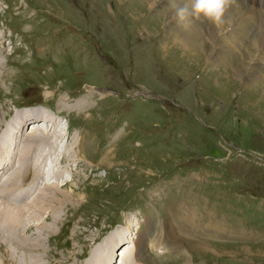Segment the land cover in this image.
I'll return each instance as SVG.
<instances>
[{
	"label": "rangeland",
	"instance_id": "374dc122",
	"mask_svg": "<svg viewBox=\"0 0 264 264\" xmlns=\"http://www.w3.org/2000/svg\"><path fill=\"white\" fill-rule=\"evenodd\" d=\"M167 4L0 0V117L19 104H49L60 113L83 99L90 107L63 111L66 140L54 138L53 128L26 127L25 146L38 150L19 154V170L41 179L37 194L46 185L43 154L55 161L46 177L64 164L54 188L42 193L53 202L38 217L48 216L46 227L57 211L59 221L42 234L41 253L13 239L20 230L34 242L41 221L23 213L17 227L0 221V264H84L108 232L127 225L137 236L149 225L158 237L155 249L145 242L129 264H264V43L256 40L264 6L235 0L222 25L194 20L182 30L167 22ZM193 29L200 38L190 51L175 36ZM28 110L40 108L22 114ZM45 114L22 124L43 120L61 131L63 119ZM16 174L3 185L10 196L34 183L15 185ZM2 190L0 209L4 203L36 216L27 207L36 193L11 204ZM135 235L113 243L109 264Z\"/></svg>",
	"mask_w": 264,
	"mask_h": 264
},
{
	"label": "bare ground",
	"instance_id": "6f19581e",
	"mask_svg": "<svg viewBox=\"0 0 264 264\" xmlns=\"http://www.w3.org/2000/svg\"><path fill=\"white\" fill-rule=\"evenodd\" d=\"M165 10V9H164ZM224 20H225V18H224ZM192 26H194V24H192ZM191 28H193V27H191ZM190 28V29H191ZM195 28V27H194ZM264 30V29H263ZM190 32L191 33H189V34H187L185 37H182L181 36V34H179L180 36H175L176 37V40H179V42H183V45L186 47V49L187 50H193L192 48L194 47V46H196L197 45V39H199L200 37H199V35L196 33V32H194V29L191 31L190 30ZM186 33H187V31H186ZM208 33V36L210 37V35H209V31L207 32ZM184 35H185V33H184ZM198 36V37H197ZM197 38V39H196ZM264 32H260L257 36H256V40H257V43L258 44H263L264 43ZM254 42V41H253ZM255 43V42H254ZM255 46H257L256 45V43H255ZM195 49V48H194ZM194 52V51H193ZM231 52V51H230ZM193 57V56H192ZM240 66V65H239ZM239 69V68H238ZM64 107L66 108V105H64ZM254 108V107H253ZM67 110H70V111H74V110H77V111H79V110H81V111H85L86 109H87V107H86V102L83 100V99H80V100H77L75 103H73L72 105H69L67 108H66ZM40 113H41V111H39V110H28V111H26L25 112V114L23 113L22 115H24L23 117L22 116H20L18 119H17V121L19 122L20 121V124H18V125H12V127H14V128H16V127H18L22 132H23V129H22V121L23 120H26V118H34V117H37V116H39L40 115ZM27 114V115H26ZM26 115V116H25ZM46 115V114H45ZM33 121H38V120H33ZM42 121V120H41ZM37 123H39V122H37ZM36 125H38V124H36ZM59 125V124H58ZM34 126V125H33ZM58 126H57V123L56 124H54V127H53V131L54 132H51L52 133V135H53V137L55 138L56 137V139H58V140H60V138L64 135L60 130H58V129H56ZM9 128L10 127H8V130H9ZM35 128H39V127H34V129ZM41 129V128H40ZM7 130V129H6ZM18 131V130H17ZM34 131V130H33ZM43 132V131H42ZM40 133L41 132H37L36 134L33 132L32 134H31V137H35V136H37V135H40ZM43 134V133H42ZM41 134V135H42ZM18 134H13V132H11V131H9V132H7V135H5V137L4 136H2V138L4 137V139H5V142L7 143V147L9 148L10 147V143L11 142H16L17 141V136ZM44 136H45V133L43 134ZM7 136V137H6ZM19 137H20V141H22V137H23V135H21V132H20V134H19ZM67 137V134H66V136H65V140L67 139L66 138ZM30 138V137H29ZM50 139V138H49ZM25 142H28L27 140H25ZM42 142V141H41ZM50 142V141H49ZM51 142H53V143H55L56 141H54V140H51ZM79 143V142H78ZM81 143V142H80ZM28 144V143H27ZM48 144V143H47ZM33 145V146H32ZM50 145V144H49ZM48 145V146H49ZM73 145V144H72ZM72 145H71V147H72ZM30 146H32V150H38L37 149V147L35 146V144H31ZM30 146L29 147H26V146H23V147H21V149L19 150L20 151V153H22V152H25L24 150H26V149H28V148H30ZM43 146V145H42ZM80 146V145H79ZM15 147H16V145H15ZM57 147H58V145H57ZM62 147V146H61ZM74 147V146H73ZM73 147L72 148H70L69 149V151L68 152H70L69 154H70V156H71V159H72V155L74 154V149H73ZM48 148V147H47ZM54 149V148H53ZM65 149H67V148H65ZM48 150V149H47ZM63 150V149H62ZM38 153H39V151H37ZM63 152V151H62ZM65 152V151H64ZM34 154V153H33ZM54 154H55V152H54ZM62 154V153H61ZM39 155V154H38ZM37 155V156H38ZM79 155V154H78ZM56 156V155H55ZM58 156H59V154H58ZM67 156V155H66ZM39 157V156H38ZM65 157V156H64ZM68 157V156H67ZM79 158V157H78ZM25 159H26V157H25ZM24 159V160H25ZM64 159V158H63ZM65 160V159H64ZM63 160V161H64ZM21 161V160H20ZM35 161H37V159L35 160ZM67 161V160H66ZM38 162V161H37ZM40 163L39 164H41V166L42 167H44V172H43V174H45L44 176H43V181H44V183L46 184L45 186H44V188L43 189H40V191H39V193L37 194L36 193V191L34 192V193H36L37 195H34V199L32 200V202L31 203H29L28 205H27V207H30V208H32V210L31 211H33L32 213H35L36 214V216L34 217L33 216V214L31 215V214H28V215H25L26 214V212H27V210L25 211V210H23L22 209V207H19V208H17V207H13V206H10L9 204L8 205H6V204H4L3 203V205H4V208H1L0 209V221H2V223L1 224H3V225H6V224H4L3 223V220L4 221H7V222H9L10 224L12 223L13 225H15L16 227L20 224V219H19V217H20V214L21 213H23V217H21V219L22 218H24L25 220H26V218L27 219H29L30 217H32L33 218V220L34 219H36V220H38L39 222L41 221V223H40V225L39 226H37V233H38V235L37 236H34V242H31V243H27L26 242V240H25V238H27L28 237V235H27V237L26 236H24L23 237V233L22 232H20V230H19V233H15L14 235H13V239L14 238H19L20 239V241H22V240H24V241H22L23 242V244H26L28 247L30 246V248H33L32 250H28V252H37V253H41V251H42V249H43V247H42V234L43 233H52L53 231H54V226H55V224L59 221V218L56 216V212L57 211H55V212H53L54 214H53V216H50L49 215V217L51 218V221H50V224H48L46 227H44L47 223H45L47 220H45V219H47L48 218V216H46L45 217V219H42V220H39L38 219V217H39V214H41V211L43 210V205L44 204H46L47 202H50L49 201V199H51V197H48V199H44L43 197H42V193H43V191L46 189L47 190V188H54V186H53V184L52 183H54V179L59 175V173H61V171H64L65 169H63L62 170V168H63V166H61L60 167V170H59V172H55V170H53L52 168H53V166H52V168H51V173H49V176L48 177H46V173H45V169L47 168V166H49V162H50V164H52L53 165V162H55V161H53V159H52V155L50 154V155H48L47 153H45V155L43 154V157H42V159H41V161H39ZM78 164V163H77ZM57 165V164H56ZM30 166V165H29ZM37 166V165H36ZM40 167V166H39ZM51 167V166H50ZM30 168V167H29ZM28 168V169H29ZM49 168V167H48ZM39 169V168H38ZM34 170H35V168H34ZM37 170V169H36ZM40 170V169H39ZM36 173V172H35ZM39 173V172H38ZM7 176V175H6ZM37 176V175H36ZM11 179V178H10ZM9 179V180H10ZM5 182L7 183V181H8V179L5 177ZM49 180V181H48ZM51 180L53 181V182H51ZM48 181V182H47ZM57 181H59L58 179H57ZM5 182H4V184H5ZM68 182H70V181H66V183H62L63 185H66ZM14 183V182H13ZM15 185L17 184V183H14ZM42 184V183H41ZM40 184V185H41ZM5 186V185H4ZM3 186V187H4ZM2 187V188H3ZM59 187V186H58ZM20 188V187H19ZM22 188V187H21ZM1 190V189H0ZM22 190H24V189H22ZM45 190V191H46ZM12 191V190H11ZM20 191V190H19ZM44 191V192H45ZM14 192V191H13ZM33 193V194H34ZM50 194V193H49ZM65 195H67V194H65ZM44 196V195H43ZM46 197V196H45ZM30 198H32V197H30ZM66 198H68V197H65V196H63V198H61V201L62 200H65ZM29 201V200H28ZM1 202V201H0ZM39 202H40V204L41 205H39ZM53 202V201H52ZM52 202H50V203H52ZM59 203H61V202H59ZM42 206V207H41ZM49 210H51V211H53V209H49ZM16 211H18V213H14V212H16ZM29 212H30V210H29ZM16 214H18L19 215V217L18 216H16ZM26 216V217H25ZM28 221V220H27ZM51 222L53 223V225H51ZM33 225V224H32ZM21 226V225H20ZM22 226H23V223H22ZM35 226V225H34ZM171 226V225H170ZM26 227H27V224H26ZM168 228H170L169 226H168ZM19 229V228H18ZM22 229H23V227H22ZM27 229V228H26ZM29 229V228H28ZM27 229V230H28ZM177 230V229H176ZM148 231V232H147ZM147 233H146V236L144 237L142 234H140V236H138L137 237V239L134 241V246L136 247V249H137V245H136V242H137V244H138V250L140 251V249H141V245L142 246H144V244H145V242H150V243H152V238H151V236H150V232H151V230L150 229H147ZM172 231V230H171ZM130 232V234L132 233L133 234V232H131V231H129ZM129 232H124V233H122V232H118V233H116V234H114V236H116V237H112L111 238V240H110V242H109V245L107 244V246H106V251H107V253H106V256H105V258H103V256H102V258L100 259V263L99 264H109V258L111 259V260H115V258L112 256V249H111V247H112V245H113V243L117 240V239H123V238H126L127 237V235L129 234ZM135 233V232H134ZM136 234V233H135ZM145 235V234H144ZM171 236V235H170ZM32 237V236H31ZM49 237V236H48ZM47 237V238H48ZM30 238V237H29ZM148 239V241H145V240H147ZM17 241V240H16ZM19 241V242H20ZM20 246H21V244H20ZM19 247V246H18ZM126 248V249H125ZM125 248H123V249H125V253L122 255V258H120L118 261H115L114 263L115 264H129V261L131 262V259H128V257L130 256V253H131V250L129 249V247H128V245L127 246H125ZM27 251V250H26ZM110 251V252H109ZM124 251V250H123ZM138 251V252H139ZM122 253V252H121ZM35 254V253H34ZM26 256H27V253H26ZM31 256H33V255H31ZM30 257V256H29ZM118 258V257H117ZM117 258H116V260H117ZM16 259V258H15ZM39 259V258H38ZM140 259V258H139ZM23 260H24V258H23ZM27 260V259H26ZM30 260V259H29ZM120 261H123V262H120ZM20 262V261H19ZM113 262V261H112ZM28 264V263H27ZM132 264V263H131Z\"/></svg>",
	"mask_w": 264,
	"mask_h": 264
},
{
	"label": "clouds",
	"instance_id": "9594fccd",
	"mask_svg": "<svg viewBox=\"0 0 264 264\" xmlns=\"http://www.w3.org/2000/svg\"><path fill=\"white\" fill-rule=\"evenodd\" d=\"M234 2L235 0H168L167 6L172 14L167 22L182 30L190 29L194 20L220 26Z\"/></svg>",
	"mask_w": 264,
	"mask_h": 264
}]
</instances>
